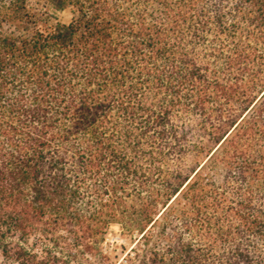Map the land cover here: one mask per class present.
Listing matches in <instances>:
<instances>
[{
  "label": "trees",
  "instance_id": "1",
  "mask_svg": "<svg viewBox=\"0 0 264 264\" xmlns=\"http://www.w3.org/2000/svg\"><path fill=\"white\" fill-rule=\"evenodd\" d=\"M114 227L264 264V0H0V256L112 264Z\"/></svg>",
  "mask_w": 264,
  "mask_h": 264
},
{
  "label": "rangeland",
  "instance_id": "2",
  "mask_svg": "<svg viewBox=\"0 0 264 264\" xmlns=\"http://www.w3.org/2000/svg\"><path fill=\"white\" fill-rule=\"evenodd\" d=\"M58 20L67 23L70 21L71 14L69 10L58 12ZM120 245H124V249L120 248ZM131 243L127 240L126 242L120 239V232L117 227L112 228L109 235L106 237L105 243L102 245V250L107 251L108 256L111 258L112 264H125V258L130 251ZM1 264H12L5 261L0 256Z\"/></svg>",
  "mask_w": 264,
  "mask_h": 264
}]
</instances>
